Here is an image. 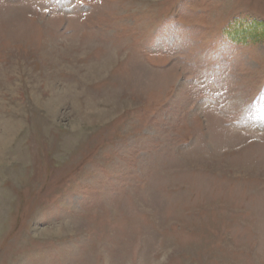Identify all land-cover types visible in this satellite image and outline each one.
Returning a JSON list of instances; mask_svg holds the SVG:
<instances>
[{
	"label": "rangeland",
	"instance_id": "rangeland-1",
	"mask_svg": "<svg viewBox=\"0 0 264 264\" xmlns=\"http://www.w3.org/2000/svg\"><path fill=\"white\" fill-rule=\"evenodd\" d=\"M0 264H264V0H0Z\"/></svg>",
	"mask_w": 264,
	"mask_h": 264
}]
</instances>
